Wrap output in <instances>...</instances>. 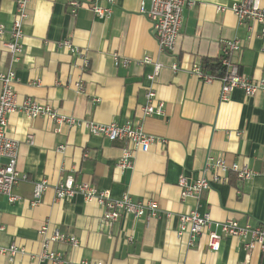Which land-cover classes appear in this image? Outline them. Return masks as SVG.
<instances>
[{"label":"crops","instance_id":"obj_1","mask_svg":"<svg viewBox=\"0 0 264 264\" xmlns=\"http://www.w3.org/2000/svg\"><path fill=\"white\" fill-rule=\"evenodd\" d=\"M71 1L83 4L75 15ZM186 1L194 6L184 9L183 28L169 54L160 50L141 11L150 9L151 0H116L110 20L93 15L88 7L92 0H30L23 24L24 53L14 65L18 107L31 98L79 122H132L167 144L137 153L133 167L122 172L120 143L91 135L82 126L31 120L13 112L7 134L19 144L16 165L28 179L14 189L17 203L0 195V248L15 245L24 251L12 259L1 255L0 264H48L36 258L43 228L47 236L60 232L76 238L77 247L51 245L70 264H264V253L258 248L248 252L239 238L224 237L220 250L211 252L207 232L193 246L187 234L178 236L179 217L191 211L216 223L256 226L264 221V94L248 97L237 89L222 100L220 81L206 84L196 75L203 60L217 61L223 45L238 40L242 47L233 61L240 72L252 80L264 78L261 28L239 25L230 9L239 0ZM219 7L227 10L219 12ZM15 15V0H0L4 41L10 40ZM66 41L81 53L59 46ZM146 57L162 66L153 85L147 77L154 65L143 63ZM10 67L11 57L0 41V72ZM150 87L164 103L161 118L143 114ZM209 156L222 157L229 166H248L251 179L243 181L229 172L227 182L212 184L200 200H182L180 177L198 180ZM69 176L78 184L109 191L116 200L126 194L135 202L154 200L158 217L147 225L121 216L107 225L95 201L81 195L56 200L55 186ZM42 181L49 188L39 204L32 205L34 184Z\"/></svg>","mask_w":264,"mask_h":264},{"label":"built area","instance_id":"obj_2","mask_svg":"<svg viewBox=\"0 0 264 264\" xmlns=\"http://www.w3.org/2000/svg\"><path fill=\"white\" fill-rule=\"evenodd\" d=\"M16 15L13 21V27L10 31V40L4 41L6 33L5 26L0 23V41L2 46L8 51L11 57V67L7 71L0 72V195L7 196L12 203H17L20 198L14 195V189L22 182L28 179L27 175L21 174L17 168L19 144L15 139H11L7 134L8 121L11 114L21 112L31 120L37 118H46L59 125L68 124L70 127H85L91 135L102 137L110 142L120 143L123 146V154L118 162V168L125 171L133 167L134 157L137 153H148L155 144L165 147L167 140L158 136L148 134L138 125L128 122L124 125L117 124H99L93 121H83L64 116L59 110L47 104L40 105L33 99H26L18 107L17 93L15 91L16 73L14 65L18 64L24 53L23 44V24L27 18V8L30 0H15ZM264 0H239L230 9L237 17L240 26L257 24L261 28L260 35L264 37ZM104 3V5H103ZM116 0H92L89 9L98 19L110 20L113 15V9ZM71 14L75 15L83 4L77 1L69 3ZM192 2L186 0H151L149 10L141 9L151 23L153 34L158 42L159 48L165 53H174L178 38L183 28V12L186 7H193ZM227 8L219 7V12H224ZM242 44L238 40L226 42L222 47L220 62L224 68V75L220 78L203 72L201 65L196 69V75L206 84H211L218 80L222 83L221 98L226 100L234 90L241 89L246 96L252 97L258 92L264 94V78L252 80L240 72V69L233 61V55L241 49ZM60 47L69 49L73 53H81L72 46L70 41L59 44ZM116 66H119V58L114 54ZM130 63L126 60L123 64L127 66ZM145 64H153L154 71L147 77L152 85L159 77L162 70L161 64L153 62L150 57L143 60ZM78 89L82 91L81 86ZM146 104L142 108L145 117H160L164 115V103L157 99V93L154 87H150L146 92ZM28 143H33V138L28 137ZM3 160H7L6 163ZM234 172L241 180H250L252 177L251 169L246 165L229 164L222 157L209 156L205 162L203 175L196 181L190 182L186 177L181 176L177 186L181 188V198H195L200 200L204 193L211 188L212 184H222L227 182V174ZM49 188L47 182H37L34 184L32 205L39 204L42 196ZM56 200H72L75 196L81 195L86 201H95L104 210L103 221L107 225L115 224L122 217H133L136 220H143L147 225L158 217L159 207L154 200L137 201L126 194L121 199H113L109 191H99L95 187L81 183L78 184L69 176L64 182L55 186ZM178 236L187 234L189 236V245L193 246L197 238L204 232L208 234V249L211 252H218L224 237L239 238L243 247L251 252L255 248L264 253V221L259 225L240 226L236 222L216 223L211 220L209 215H201L197 211H191L182 214L179 217ZM216 229L221 230L219 234ZM47 228L40 231L42 236V249L36 256L40 261H46L48 264H70V262L61 254L51 249L55 242L68 243L73 247L78 246V241L74 236H66L56 232L53 236H47ZM24 249L19 246L11 245L10 248H0V256L6 255L14 258ZM79 264H90L81 262ZM103 264V263H96Z\"/></svg>","mask_w":264,"mask_h":264},{"label":"trees","instance_id":"obj_3","mask_svg":"<svg viewBox=\"0 0 264 264\" xmlns=\"http://www.w3.org/2000/svg\"><path fill=\"white\" fill-rule=\"evenodd\" d=\"M221 64L220 59L217 61L203 60L201 66L204 73L220 78L224 75V68Z\"/></svg>","mask_w":264,"mask_h":264}]
</instances>
